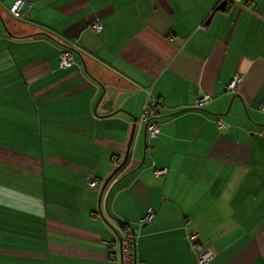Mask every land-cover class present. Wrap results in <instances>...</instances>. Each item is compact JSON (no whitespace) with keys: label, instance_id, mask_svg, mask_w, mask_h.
<instances>
[{"label":"crops","instance_id":"0c3cea01","mask_svg":"<svg viewBox=\"0 0 264 264\" xmlns=\"http://www.w3.org/2000/svg\"><path fill=\"white\" fill-rule=\"evenodd\" d=\"M15 1L0 0V264H121L122 223L142 264H195L194 230L208 264H264V0H23L18 18ZM147 91L162 102L144 141Z\"/></svg>","mask_w":264,"mask_h":264},{"label":"built area","instance_id":"2783aa9c","mask_svg":"<svg viewBox=\"0 0 264 264\" xmlns=\"http://www.w3.org/2000/svg\"><path fill=\"white\" fill-rule=\"evenodd\" d=\"M223 2H232V3H240L242 0H221ZM23 4V0H16L12 6L9 8V12L14 17H20L19 10L21 5ZM245 8L248 10H251L252 4L251 3H245ZM90 29L96 34L101 31V26L98 24V22L95 20L91 23ZM72 64V56L67 51L60 52L58 54V65L60 69H66L70 67ZM242 80V77L239 75H235L231 81L229 82L227 88L230 92H236L240 82ZM161 99L155 98L151 95L150 91H147L146 95V101L143 107V113L141 117V122L144 123V126L146 128V135L148 137H154L159 133V127L160 122L157 120L156 115L158 108L161 106ZM210 102L209 96H201L199 98H196L194 100L193 107L194 108H201L203 105ZM259 110L264 112V102H262L259 105ZM218 128H222L223 124L218 121L217 122ZM113 161H116V159ZM166 169H154L153 174L155 177H163L166 174ZM87 184L92 189H98L99 184L97 180L89 176L87 178ZM154 212L152 210H149L146 212V214L143 216L142 219L139 220L138 225L141 226L143 224H146L151 221L153 218ZM199 232L194 230L191 233H188L186 235V240L189 242L191 249L195 256V264H208L213 258H214V251L211 247H202L199 240H198ZM137 236L135 233L129 228H123L119 234H117V237L115 241L107 242V246L110 248H115L118 246L119 252H120V262L121 264H142L139 262L135 257V251L134 246L136 242ZM118 244V245H117ZM113 255L112 257H114Z\"/></svg>","mask_w":264,"mask_h":264},{"label":"water","instance_id":"95a60500","mask_svg":"<svg viewBox=\"0 0 264 264\" xmlns=\"http://www.w3.org/2000/svg\"><path fill=\"white\" fill-rule=\"evenodd\" d=\"M224 5H225V2H222L218 9L222 10ZM108 98H109V102L108 103H110L111 99H112L111 95H109ZM136 123H137V119L133 118V123H132L131 130H130V136H129V140H128V143H127V147H126V151H125L123 160L121 161V163L113 170V172L103 182V184L101 186V189H100V193H99V202L101 201L102 195H103L108 183L114 178L115 174L117 172H119L126 165V163L128 161L129 151H130V147H131V144H132V141H133V137H134V133H135V129H136ZM143 138H144V141H145V139H146V128H145V126H144V129H143ZM144 158H145V156L143 155L140 165H142V163L144 162Z\"/></svg>","mask_w":264,"mask_h":264},{"label":"trees","instance_id":"16d2710c","mask_svg":"<svg viewBox=\"0 0 264 264\" xmlns=\"http://www.w3.org/2000/svg\"><path fill=\"white\" fill-rule=\"evenodd\" d=\"M116 165H118V164H116ZM122 170V169H121ZM121 170L119 171V172H117L116 174H115V176L114 177H117L118 176V174L121 172ZM122 228H130L131 226H129L127 223H122V226H121Z\"/></svg>","mask_w":264,"mask_h":264},{"label":"rangeland","instance_id":"374dc122","mask_svg":"<svg viewBox=\"0 0 264 264\" xmlns=\"http://www.w3.org/2000/svg\"><path fill=\"white\" fill-rule=\"evenodd\" d=\"M104 198H103V196H102V199H101V201H100V204H104L103 202H104V200H103ZM108 200V199H107ZM107 202V201H106ZM109 202V201H108Z\"/></svg>","mask_w":264,"mask_h":264}]
</instances>
